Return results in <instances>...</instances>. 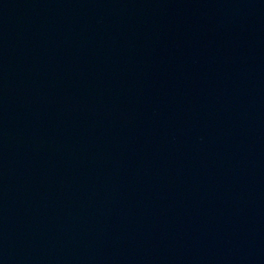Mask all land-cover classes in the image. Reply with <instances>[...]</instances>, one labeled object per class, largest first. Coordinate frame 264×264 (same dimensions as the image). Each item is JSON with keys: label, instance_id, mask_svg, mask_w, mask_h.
<instances>
[{"label": "water", "instance_id": "1", "mask_svg": "<svg viewBox=\"0 0 264 264\" xmlns=\"http://www.w3.org/2000/svg\"><path fill=\"white\" fill-rule=\"evenodd\" d=\"M0 264H264V0H0Z\"/></svg>", "mask_w": 264, "mask_h": 264}]
</instances>
